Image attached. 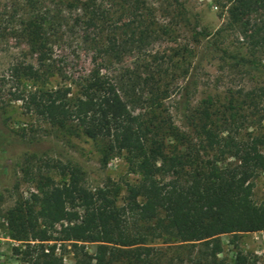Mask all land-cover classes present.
Listing matches in <instances>:
<instances>
[{
  "label": "trees",
  "instance_id": "16d2710c",
  "mask_svg": "<svg viewBox=\"0 0 264 264\" xmlns=\"http://www.w3.org/2000/svg\"><path fill=\"white\" fill-rule=\"evenodd\" d=\"M226 3L229 26L250 47L264 49V0ZM21 6L11 16L36 64L11 68L21 85L13 99L61 134L101 141L104 162L119 156L135 180L124 183L118 206V185L90 191L76 168L52 166L59 182L42 178L30 201L6 212L7 236L20 242L12 253L23 264H67L57 252L66 246L70 264H247L240 254L232 263L218 259V237L264 231V206L251 198V180L264 169L261 142L236 141L206 107L184 130L174 126L165 104L173 89L182 90L175 81L187 78L192 52L177 44L171 27L157 22L145 0H24ZM74 31L87 68H79L78 55L67 68L53 56ZM161 43L166 46L154 50ZM55 74L62 83L49 85ZM226 158L233 163H223ZM156 241L168 246L154 247ZM85 244L94 245L92 254ZM194 245L201 248L193 251Z\"/></svg>",
  "mask_w": 264,
  "mask_h": 264
},
{
  "label": "rangeland",
  "instance_id": "374dc122",
  "mask_svg": "<svg viewBox=\"0 0 264 264\" xmlns=\"http://www.w3.org/2000/svg\"><path fill=\"white\" fill-rule=\"evenodd\" d=\"M23 2L0 0V264H23L12 253V248L19 247L20 242L8 238L11 225L5 215L15 203L30 201V195L37 194L35 187L42 178L59 182L58 170L52 166L76 168L82 185L90 191L118 185L121 189L118 206L125 197L124 183L135 180L119 156H109L104 162L101 141L61 134L25 112L21 102L13 99L21 85H16L11 68L36 64L35 56L27 52L18 37L20 26L16 16H11L21 12ZM145 2L155 10L158 23L171 27L177 44L192 52L187 78L175 81L182 90L173 89L165 104L174 126L184 130L183 126L195 111L206 107L218 124L226 121L228 133L236 141L245 144L257 139L264 152V49L250 47L229 26L225 14L227 0ZM194 32L205 34L197 36ZM64 40L53 49L60 65L74 66L77 61L73 57L78 55L79 68H87L89 57L81 49L79 33L74 31ZM164 46L161 43L154 50ZM62 81L55 74L48 83L54 86ZM223 163H233V160L226 158ZM251 182L253 202L264 206V169L257 171ZM218 238L221 243L218 259L232 263L236 254H240L247 264H264V231L224 234ZM177 245L170 244L169 248ZM153 246L166 248L168 245L156 241ZM84 247L86 252L93 253V244ZM200 248L194 245L193 251ZM57 252L62 254L65 263H71L69 246Z\"/></svg>",
  "mask_w": 264,
  "mask_h": 264
}]
</instances>
